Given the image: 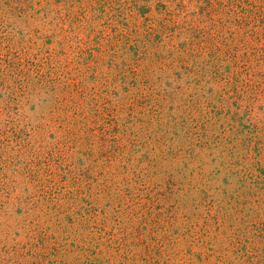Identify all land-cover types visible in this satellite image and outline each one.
Wrapping results in <instances>:
<instances>
[{
	"label": "rangeland",
	"instance_id": "1",
	"mask_svg": "<svg viewBox=\"0 0 264 264\" xmlns=\"http://www.w3.org/2000/svg\"><path fill=\"white\" fill-rule=\"evenodd\" d=\"M262 229L264 0H0V264H264Z\"/></svg>",
	"mask_w": 264,
	"mask_h": 264
},
{
	"label": "trees",
	"instance_id": "2",
	"mask_svg": "<svg viewBox=\"0 0 264 264\" xmlns=\"http://www.w3.org/2000/svg\"><path fill=\"white\" fill-rule=\"evenodd\" d=\"M203 138H204V142H205V144L207 145V146H209V143L207 142L208 140H209V138L208 139H205V137L204 136H202ZM200 139V138H199ZM205 140H207V141H205ZM201 143H203V142H201ZM251 196H253L251 193H249L248 195H246L245 197L249 200L250 198H251ZM246 200V199H245ZM262 233H263V235H264V229H262ZM223 249V248H222ZM246 250V249H245ZM224 251H226V248L224 249ZM245 254H249V252H248V250L245 252ZM244 254V255H245ZM243 255V254H242ZM218 260L219 261H221L222 259L221 258H218ZM225 264H228V262L226 261L225 262ZM229 264H231V261H230V263Z\"/></svg>",
	"mask_w": 264,
	"mask_h": 264
}]
</instances>
